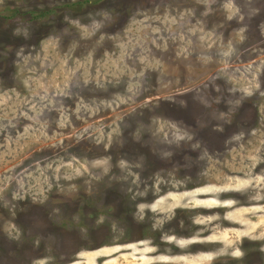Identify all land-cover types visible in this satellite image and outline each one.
<instances>
[{"label": "rangeland", "instance_id": "374dc122", "mask_svg": "<svg viewBox=\"0 0 264 264\" xmlns=\"http://www.w3.org/2000/svg\"><path fill=\"white\" fill-rule=\"evenodd\" d=\"M0 264H264V0H0Z\"/></svg>", "mask_w": 264, "mask_h": 264}, {"label": "flooded vegetation", "instance_id": "af4514ba", "mask_svg": "<svg viewBox=\"0 0 264 264\" xmlns=\"http://www.w3.org/2000/svg\"><path fill=\"white\" fill-rule=\"evenodd\" d=\"M97 216H98V213H97L96 215H95V214H93V218H94V217L96 218ZM91 219H92V218H91ZM86 222H87V221H86Z\"/></svg>", "mask_w": 264, "mask_h": 264}, {"label": "bare ground", "instance_id": "6f19581e", "mask_svg": "<svg viewBox=\"0 0 264 264\" xmlns=\"http://www.w3.org/2000/svg\"><path fill=\"white\" fill-rule=\"evenodd\" d=\"M208 192H209V191H208ZM206 193H207V192H206ZM211 201H212V200H211ZM205 203H206V202H205ZM202 204H203V203H202ZM238 211H239V210H238ZM242 212H243V211H242ZM242 212H241V213H242ZM234 213H235V212H234ZM241 213H240V214H241ZM229 214H231V213H229ZM241 216H242V215H241ZM181 245H182V244H181Z\"/></svg>", "mask_w": 264, "mask_h": 264}]
</instances>
